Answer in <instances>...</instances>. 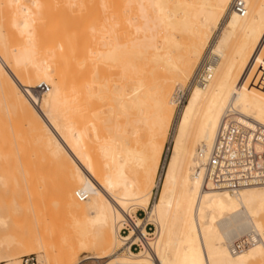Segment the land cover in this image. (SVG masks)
Returning a JSON list of instances; mask_svg holds the SVG:
<instances>
[{"label":"bare ground","instance_id":"1","mask_svg":"<svg viewBox=\"0 0 264 264\" xmlns=\"http://www.w3.org/2000/svg\"><path fill=\"white\" fill-rule=\"evenodd\" d=\"M48 1L0 0V96L60 175L53 204L74 231L56 256L41 237L38 264H80L81 252L105 264H264V186L215 189L201 170L228 111L264 135V0H242L244 16L227 14L234 0H98L95 22L83 23L77 5H92L58 0V23ZM207 48L203 80L180 107ZM42 85L49 91L37 97ZM140 124L151 132L146 141ZM8 181L0 174V187ZM9 183L20 191L17 176ZM136 209L156 233L135 254L132 233L120 231L143 225ZM25 210L0 206V235L11 213ZM19 259L0 251V264Z\"/></svg>","mask_w":264,"mask_h":264},{"label":"rangeland","instance_id":"2","mask_svg":"<svg viewBox=\"0 0 264 264\" xmlns=\"http://www.w3.org/2000/svg\"><path fill=\"white\" fill-rule=\"evenodd\" d=\"M63 1L64 0H62V2ZM88 1L89 0L87 1L83 0V2H86V6L88 4L89 7L91 5L92 6L90 7V9L87 8V10L85 11H84L85 7L80 5L84 8L81 9L77 5V8L80 9L79 13L82 14L85 13L86 11L88 12L82 14L84 15L85 18L81 14H80L81 16L78 14V10L76 8L77 13L75 12V14H78V17L80 18L79 21L81 20L80 22L82 23L85 22L86 21L85 19H88L89 17L92 19L93 22H95L96 16L99 13L98 9L101 7L100 2H98V0H94L93 4H92V0H90V2ZM96 1L97 4L95 3ZM62 2H58V0H51V2H49L52 4L51 7L52 10L50 9L51 11L49 12H52L53 14L52 16H55V20L53 19L54 21L58 19H60L61 21L62 19H64L63 13L65 7H63ZM80 2H82V0ZM80 2L78 0L77 4H80ZM63 3H65V1ZM96 5L97 6L100 5V6L97 7ZM91 8L92 9L94 8L93 11H91L92 10ZM230 8L231 5L229 6L227 14ZM95 12L97 14L93 15L95 14ZM227 17L228 15H226L225 18L221 20L218 28L223 24L224 20H226ZM57 22L59 23V20ZM61 23L62 22H60V24ZM77 29L75 30L74 28H72V30L69 29L68 32L69 31L73 32V30L78 31ZM65 31L67 30H65L64 28V32ZM215 36L216 34H214L212 38L214 39ZM80 45L81 44H78L79 47ZM79 51L82 52L83 50L79 48ZM207 52H208V48L204 51L202 59L207 54ZM116 74L117 76L112 75L111 73L112 76L110 75L111 76L110 78L115 76L118 78L119 81H121L120 77H118L119 76L118 73ZM117 78H113V80L116 81ZM119 81L117 83H119ZM122 82L119 84H122ZM127 82L126 83L123 82V85L124 86L126 85L128 88H131L132 87L131 82L130 81ZM188 84L189 81L187 83V86ZM188 95L189 94H187L186 100L183 101L180 107H182L186 103ZM103 109L106 108L103 107ZM178 110L179 108L175 112L174 120H176L177 118ZM146 128L147 127L144 126L143 124L139 125V137L142 136L144 138V141L148 139L149 136L148 134L151 133L149 132L150 130H147L148 128L147 129ZM170 130L172 132V129ZM19 132L24 133L23 141H18L16 139V134ZM108 135L109 134L105 132V136ZM169 139L170 136L168 135L164 143L166 150L164 149V153L162 156V161H165L161 163L162 168H164L170 156V150H167V148L169 149L171 148L170 145L171 143ZM140 140L143 141V139L141 138ZM11 168H14L15 171L13 170L14 172H12V170H10ZM162 168L160 169L159 175L163 174L164 169ZM0 174L3 175L5 174L6 180L7 181L9 180L7 182V185L0 187V206L12 207V205L17 204L26 208V210L23 212L11 213L10 217L7 219L9 223L8 224L9 230L5 234L0 235V251L2 252V256L5 259L20 258L19 261H21V258L31 255L35 256L36 259H40V257L43 256L39 246V240L41 239V237L45 238L49 243L56 246V250L54 252V255L56 256L57 255L56 252H58V250L60 249H63V247L65 246L64 239H70L74 235V231L72 229V224H71V218L67 216V214L63 213L55 204H53V200H55L57 196L55 189L61 177L59 174L55 172L53 168H51L48 161L40 153L39 148L34 146L31 140L29 139V137L25 134V130L22 122H20V120L16 118L15 115L9 114V111L5 106L1 96H0ZM16 176L20 180V184H19L20 191H16L15 187H12V185L9 183L11 178ZM160 194H161V189L160 190L155 189L153 191L151 206L149 207V211L151 210L153 203L159 201ZM134 212L135 214L137 212L136 217L143 219L147 218V214L143 210L136 209L134 210ZM153 228H155L154 225ZM5 239H7L8 241H12L13 245L9 247V245L6 242L4 243V246H2V241ZM134 253L136 254L138 252H134ZM88 256L91 255H89V253L81 252L79 258L83 262H80V264L106 263V260L83 259ZM36 264H38V262Z\"/></svg>","mask_w":264,"mask_h":264},{"label":"built area","instance_id":"3","mask_svg":"<svg viewBox=\"0 0 264 264\" xmlns=\"http://www.w3.org/2000/svg\"><path fill=\"white\" fill-rule=\"evenodd\" d=\"M231 7L241 16L246 14L242 0H234ZM209 62V56L206 54L187 88L181 93L180 106L186 100L189 91L202 82L205 67ZM48 91L49 87L42 85L34 90V95L41 97ZM201 170L206 185L215 189L234 192L244 187L264 186V135L261 126L258 124L251 126L241 122L234 112L228 111L221 120L213 147L202 162ZM77 197L80 202L86 199L83 195ZM141 219L143 225L137 226L134 221H131L123 224L120 231V235L125 238L132 233L133 240L128 248L138 253L141 252L143 244L149 245V241L154 239L156 233L153 225L146 219ZM36 262L37 259L33 255L21 259V264H36Z\"/></svg>","mask_w":264,"mask_h":264}]
</instances>
